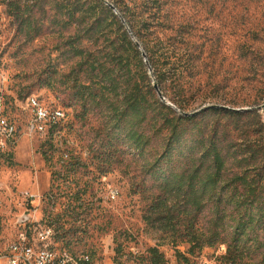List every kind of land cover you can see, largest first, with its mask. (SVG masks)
<instances>
[{
	"label": "rangeland",
	"instance_id": "374dc122",
	"mask_svg": "<svg viewBox=\"0 0 264 264\" xmlns=\"http://www.w3.org/2000/svg\"><path fill=\"white\" fill-rule=\"evenodd\" d=\"M10 1L15 0H0V101L2 116L16 126L17 133L0 147V258L24 230V219L31 217L38 222L30 225L54 230L58 251L88 255L91 264H151L148 251L154 247L168 264H186L177 251L186 253L189 247L176 249L160 240V233L147 226V202L136 192L144 178H153L143 167L162 152V139L155 140L143 158L128 143H118L113 150L118 162L101 177L98 156L108 144L95 138L102 119L96 112L86 121L76 119L80 108L62 80L73 65L65 41L74 30L65 34L54 25L55 11L48 4L44 11L35 8L30 14L41 31L30 41L22 22L11 15ZM168 3L172 27L168 29V22L161 21V37L175 44L176 73L187 71L184 82L174 84L177 90L184 89L180 104L186 113H198L196 120L209 122L213 121L209 109L218 108L253 112L256 121L257 117L264 121V0ZM156 29L160 39V20ZM126 30L131 31L127 25ZM150 76L156 83L153 71ZM160 95L162 102L180 113L171 95ZM28 99H35L37 106L28 105ZM37 109L62 112L65 118L59 117L58 122L62 130L51 137L49 123L42 131L33 128ZM229 122L218 120L223 127ZM239 124L240 128L226 127L229 143L248 146L258 139L248 134L250 120ZM69 147L74 153L62 157ZM44 151L53 158V166L45 160ZM70 156L83 165L68 181L62 164ZM55 172L63 176L58 179ZM111 190L117 191L116 200L110 198ZM225 252L226 246L205 249L190 257V264H221Z\"/></svg>",
	"mask_w": 264,
	"mask_h": 264
},
{
	"label": "trees",
	"instance_id": "16d2710c",
	"mask_svg": "<svg viewBox=\"0 0 264 264\" xmlns=\"http://www.w3.org/2000/svg\"><path fill=\"white\" fill-rule=\"evenodd\" d=\"M107 1L110 5L105 0H15L7 5L30 41L41 32L30 14L35 8L44 11L48 4L55 11L53 24L65 34L74 30L65 41L73 65L62 80L80 108L76 119L86 121L94 112L102 119L94 137L108 144L98 156L101 177L118 162L113 151L118 143H128L143 158L155 140L162 139V152L143 167L153 176L151 183L144 178L136 191L147 202L144 220L160 233V240L176 249L188 246L186 253L177 251L186 264L205 249L220 246H226L221 264H264V121H256L253 112L218 108L209 109V122L196 120L198 113L188 115L180 104L184 89L174 87L184 82L187 71L176 73L175 44L161 37V21L172 27L168 0ZM160 93L171 95L180 113L162 102ZM221 118L231 122L223 127ZM244 120H250L248 134L258 139L238 147L229 143L226 127L240 128ZM62 128L51 123L50 136ZM74 151L69 147L62 157ZM43 156L52 165L48 151ZM73 156L62 164L68 181L83 165L71 161ZM148 252L151 264H168L158 247Z\"/></svg>",
	"mask_w": 264,
	"mask_h": 264
},
{
	"label": "built area",
	"instance_id": "2783aa9c",
	"mask_svg": "<svg viewBox=\"0 0 264 264\" xmlns=\"http://www.w3.org/2000/svg\"><path fill=\"white\" fill-rule=\"evenodd\" d=\"M28 105L37 106L35 99H28ZM2 102L0 101V147L12 140L16 133V126L2 116ZM59 117L65 115L57 111L50 114L44 109H37L36 122L33 128L41 131L45 129L46 123L59 122ZM110 198L117 199V191L111 190ZM38 221H32L31 217L25 218L21 224V230L17 238L7 247L5 256L0 262L6 264H91L88 255L76 257L68 252H61L55 248L54 230L49 227L30 225Z\"/></svg>",
	"mask_w": 264,
	"mask_h": 264
},
{
	"label": "water",
	"instance_id": "95a60500",
	"mask_svg": "<svg viewBox=\"0 0 264 264\" xmlns=\"http://www.w3.org/2000/svg\"><path fill=\"white\" fill-rule=\"evenodd\" d=\"M136 44L141 48V46H140V44L138 43V42H136ZM142 51V50H141ZM143 57H144V59H145V62L148 64V60H147V56H146V54L145 53H143ZM152 73V70L150 69V74ZM156 89H157V87H156ZM160 97H161V95H160Z\"/></svg>",
	"mask_w": 264,
	"mask_h": 264
}]
</instances>
